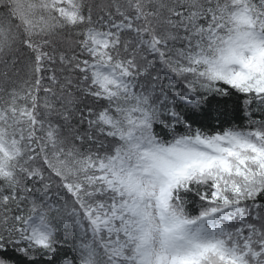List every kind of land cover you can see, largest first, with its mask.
<instances>
[{"label": "snow or ice", "instance_id": "obj_1", "mask_svg": "<svg viewBox=\"0 0 264 264\" xmlns=\"http://www.w3.org/2000/svg\"><path fill=\"white\" fill-rule=\"evenodd\" d=\"M0 264H264V0H0Z\"/></svg>", "mask_w": 264, "mask_h": 264}]
</instances>
